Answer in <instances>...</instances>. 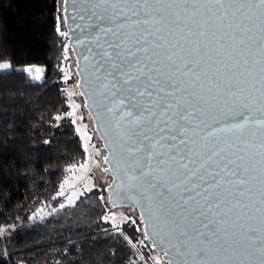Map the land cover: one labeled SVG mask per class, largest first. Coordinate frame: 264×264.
<instances>
[{
  "label": "snow or ice",
  "instance_id": "1",
  "mask_svg": "<svg viewBox=\"0 0 264 264\" xmlns=\"http://www.w3.org/2000/svg\"><path fill=\"white\" fill-rule=\"evenodd\" d=\"M69 3L54 31L80 32L60 63L77 55L68 96L85 99L67 116L87 109L103 148L84 133L86 159L67 169L75 182L59 186V209L92 201L97 227L115 233L114 264H264V0H71L75 28L63 31ZM5 56L0 70L42 79ZM94 168L111 183H93ZM117 200L138 215L117 223L105 212ZM12 256L0 249V264Z\"/></svg>",
  "mask_w": 264,
  "mask_h": 264
},
{
  "label": "trees",
  "instance_id": "2",
  "mask_svg": "<svg viewBox=\"0 0 264 264\" xmlns=\"http://www.w3.org/2000/svg\"><path fill=\"white\" fill-rule=\"evenodd\" d=\"M60 8L61 0H0L5 61L14 68H43L38 82L26 73L0 70V249L13 253L6 264H114L115 233L97 227L92 201L88 207L59 209L53 199L70 173L67 169L85 159L81 138L67 116L59 71L66 42L54 31ZM57 114L66 118L57 122ZM122 242L115 243L116 261L123 256ZM139 251L132 250L133 256Z\"/></svg>",
  "mask_w": 264,
  "mask_h": 264
},
{
  "label": "rangeland",
  "instance_id": "3",
  "mask_svg": "<svg viewBox=\"0 0 264 264\" xmlns=\"http://www.w3.org/2000/svg\"><path fill=\"white\" fill-rule=\"evenodd\" d=\"M73 66H74V63H73V58L71 57V55L68 53V59L66 62H64L63 64V67L65 69V71L69 72L72 76V79L68 82H64V85H65V92H66V95H67V102H68V105H69V112L72 111V107L71 105L73 103L75 104H81L82 105V99L79 95H74L72 97H69L68 96V93L69 92H76L77 89L75 87V81H76V77L74 76V69H73ZM23 67H26V66H23ZM23 67H20V68H23ZM27 67H31L33 69L32 73H31V76L34 77L36 75H41L43 74V68L40 67V66H35V65H27ZM39 67L41 69V73H36L35 72V69ZM83 116L84 119L83 121L81 122L80 121V117ZM71 119H76L77 120V124H75V129L77 127H79L81 129V131L78 133V135L80 136L81 138V141H82V145L84 144V141H83V135L84 133L86 132L89 136H93V139L91 141V144H95L97 145L98 147L101 148V143L100 141L98 140L97 136L94 134V130H93V127H92V124H91V121L85 111V109L83 108H80V109H77L76 110V113H75V116L74 117H71ZM89 150L92 151V148H91V145L89 146ZM85 159H86V154H85ZM84 159V161H85ZM83 161V162H84ZM83 173H80V172H77L76 173V176L78 177L79 175H82ZM89 175L91 176V180L93 183H96V182H99V183H108L109 182V178L107 176H105V174L98 168H94L92 170L91 173H89ZM72 176V173H69L67 175V177L63 180L62 184L64 183V181H69V184L68 185H65V188H69V185L71 183H74L75 181L74 180H71L70 177ZM112 211V212H115L117 214V223H119V220H120V217L122 215H132L133 218H135L136 216L134 214H132L131 210L130 209H125V208H111V209H108V211ZM142 238V237H140ZM148 254H149V257H151L154 253L151 251V250H147Z\"/></svg>",
  "mask_w": 264,
  "mask_h": 264
},
{
  "label": "water",
  "instance_id": "4",
  "mask_svg": "<svg viewBox=\"0 0 264 264\" xmlns=\"http://www.w3.org/2000/svg\"><path fill=\"white\" fill-rule=\"evenodd\" d=\"M73 13H72V6H71V0H70V3H69V20H68V26L67 27H64V31H69V29H71V28H75V24L73 23V21H72V19H71V15H72ZM76 23H79V21H76ZM78 35H80V32H79V30H77L76 32H74V33H72V32H70V36H72V41H69L68 39H66V42L65 43H74V41H75V37L76 36H78ZM76 51H77V53H79L80 51H82V49H80L79 48V46H77V48H76ZM70 52H71V54H72V56H73V59H74V66H73V69H74V72L76 73V68H75V64H76V61H77V55H74L73 54V52L71 51V49H70ZM76 76V75H75ZM79 79V77L78 76H76V80H78ZM75 87H76V81H75ZM78 91V90H77ZM81 97V96H80ZM81 99H82V102H83V100L85 99L84 97H81ZM85 111H86V113H87V115H88V117H89V114H88V110L87 109H85ZM89 119H90V121H91V124H92V127H93V130H94V132H95V127H94V125H93V123H92V119L89 117ZM97 138H98V140L100 141V143H101V148H103V141L102 140H100V138L97 136ZM108 177V176H107ZM109 178V182L108 183H111V178L110 177H108ZM125 208V209H130L131 211H133V209L130 207V206H128V205H121L120 204V201L119 200H117V207L116 208ZM136 214L138 215V212H136Z\"/></svg>",
  "mask_w": 264,
  "mask_h": 264
}]
</instances>
